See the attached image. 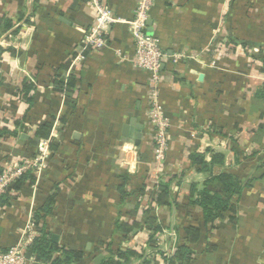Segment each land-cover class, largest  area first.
Listing matches in <instances>:
<instances>
[{
  "label": "crops",
  "instance_id": "1",
  "mask_svg": "<svg viewBox=\"0 0 264 264\" xmlns=\"http://www.w3.org/2000/svg\"><path fill=\"white\" fill-rule=\"evenodd\" d=\"M34 1L0 0V18H9L13 29L18 28L14 35H0L5 50L0 58V127L12 128V121L28 115L21 133L27 138L0 137V168L33 155L36 147L25 140L39 121L52 123L49 138L59 146L33 182L26 181L1 206L0 250L22 240L36 208L56 186L53 213L44 223L56 243L83 252L74 264H99L102 254L95 249L104 250L108 242L114 249L147 253L146 229L124 238L114 233V222L117 217L140 221L149 205L162 228L157 236L162 251L175 250L185 226L200 229L187 264H264V175L233 199L234 221L217 218L205 226L201 208L185 205L190 185L200 188L208 176L189 166L188 155L195 150L204 151L206 160L212 152L224 155L223 165L213 166L212 174L229 171L244 180L264 170V100L255 97L264 73L251 50L242 46H264V0L155 1L149 12L151 35L167 55L158 96L170 124L162 165L154 161L147 122L148 73L132 65L134 48L126 22L137 0H106L119 22L108 32L105 48L86 53L79 47L95 18L94 4L36 0L33 12ZM81 52L85 58L76 59ZM66 62L64 80L70 74L77 79L73 104L51 84L54 69ZM24 80L36 85L30 109L15 94ZM130 122L140 126L138 145L124 136ZM181 174L170 187L179 206L150 201L158 180ZM122 176H127L130 193L124 202L117 189ZM142 184L145 192L139 193ZM154 257L148 256L150 264H159ZM139 261L131 257L129 264ZM25 264L48 263L30 256Z\"/></svg>",
  "mask_w": 264,
  "mask_h": 264
},
{
  "label": "trees",
  "instance_id": "2",
  "mask_svg": "<svg viewBox=\"0 0 264 264\" xmlns=\"http://www.w3.org/2000/svg\"><path fill=\"white\" fill-rule=\"evenodd\" d=\"M36 1V0H35ZM33 2V12L35 10L36 4ZM77 1V0H76ZM79 2H85L87 0H78ZM10 31L11 35L18 32L17 29H13L12 21L7 17L0 18V35ZM232 42V41H231ZM234 43V41H233ZM242 46H246L245 49L252 48L246 43H242ZM13 52L11 48H7L6 51ZM5 51L0 48V58L1 53ZM87 51H84L86 53ZM253 58L260 62L261 72L264 73V46L258 48L257 54H252ZM69 63L57 67L54 69L51 76L52 89L63 94L66 99L73 104L75 96V85L76 77L70 74L66 81L63 78V71L68 67ZM35 84L24 80L22 85L15 89V94L20 95L25 103L28 105V109L33 104V93L35 91ZM255 97L257 99L264 100V83L255 92ZM28 112V111H27ZM28 115L25 112L20 119H15L12 121L13 127L9 128L6 125L0 127V137L13 136L19 138L21 133L26 132L25 125L27 124ZM64 121V119H61ZM261 128L264 127V122L260 125ZM52 123L49 120L39 121L35 124L34 129H32V134L28 136L25 140L27 146L37 147L41 140L48 139L51 131ZM49 149L54 152L58 146L59 141L49 138ZM30 157L35 156L36 151L32 153ZM189 166L193 167L195 171L208 174L205 181L202 183L200 188H197L196 184H191L189 187V199L185 205L187 206H199L202 211V221L204 225L213 223L217 218L223 219L228 218L234 221L236 214V206L233 201L235 197H238L243 188L250 186L254 178H261L264 175V170L258 175H250L246 179H241L236 174L223 171L218 174H212V168L215 165H223L224 155L220 153H211L209 160L205 159V152L193 151L188 155ZM260 167L264 168V162L260 164ZM3 171V167L0 168V174ZM35 175L32 171L26 170L20 176H18L15 181L7 188L6 192L0 197V205L6 204L11 195L18 191L20 187L26 182H33ZM127 176H122V183L118 185V192L120 194L121 202H124L130 193L125 189V181ZM182 179V174L179 176H171L167 179L158 180L155 184L156 194L150 196V201H153L156 206H179V202L171 193V184L174 180L180 181ZM145 184H142L141 188L138 190L139 193H144ZM57 195V187L55 186L51 193L46 197L45 202L36 208L33 215V223L36 226L37 236L34 237L33 242L29 245L28 250L31 252V256L36 261L48 263V264H74L78 262L83 257V252L75 247H66L56 243L51 239V231L47 228L44 219L53 213V208L55 204V197ZM150 195V194H149ZM155 195V196H153ZM154 206L149 205L145 210L142 220H133L130 223L117 217L114 222V233L120 235L121 237H128L131 234L134 235L135 232L141 229H146L148 231L147 242L149 243V248L142 251H137L132 248L119 249L112 248L111 243H106L104 250L96 248L97 254H102V258L99 264H129L131 257H135L140 261L137 264H150L148 256H156L162 258L163 264H187L194 254L193 246L197 244L201 237L200 229L193 224H189L182 229V236L180 243L177 244L174 252L170 256H166L165 252L158 249L157 236L161 231V225L158 222L157 217L154 214ZM99 245H104L103 242L99 241ZM7 249H2L0 252L6 251ZM155 258V257H154ZM157 262V261H156ZM155 262V263H156ZM154 263V264H155Z\"/></svg>",
  "mask_w": 264,
  "mask_h": 264
},
{
  "label": "built area",
  "instance_id": "3",
  "mask_svg": "<svg viewBox=\"0 0 264 264\" xmlns=\"http://www.w3.org/2000/svg\"><path fill=\"white\" fill-rule=\"evenodd\" d=\"M156 0H137L134 15L128 22L129 32L133 41L132 65L148 73V95L146 100L147 122L152 128L153 158L156 164L162 165L165 161L168 146L169 121L163 112L158 96V87L161 81V65L167 55L161 49L158 38L147 34V21L149 12ZM95 6L96 15L90 26L83 32L80 41V51H98L108 45V32L111 27L119 22V18L106 5V0H89ZM221 46L219 50H225ZM82 52L77 54L76 59L85 56ZM252 54L258 53V48L251 49ZM252 54L251 58L254 60ZM50 139L41 140L36 147L33 157L24 158L20 161H10L3 167L0 174V197L7 188L24 171H32L35 176L48 164L51 151ZM1 209V205H0ZM37 236L33 221L26 226V233L20 242L11 245L6 251L0 252V264H25L27 262L26 251ZM165 255L173 254L174 249L165 250ZM159 264H163L162 258L156 255Z\"/></svg>",
  "mask_w": 264,
  "mask_h": 264
},
{
  "label": "water",
  "instance_id": "4",
  "mask_svg": "<svg viewBox=\"0 0 264 264\" xmlns=\"http://www.w3.org/2000/svg\"><path fill=\"white\" fill-rule=\"evenodd\" d=\"M150 20L148 19L147 24H148V28H147V34L151 35V27H150ZM127 127V132H124V136L129 137L131 139H133L134 143L136 145L139 144L140 139H141V133H140V126H137L135 123L130 122L129 125L125 126L124 129H126ZM21 138H27L26 135H21ZM26 258H29L31 256V252L30 250H27L26 253ZM100 259V256L97 257V259L95 260V263H97Z\"/></svg>",
  "mask_w": 264,
  "mask_h": 264
},
{
  "label": "rangeland",
  "instance_id": "5",
  "mask_svg": "<svg viewBox=\"0 0 264 264\" xmlns=\"http://www.w3.org/2000/svg\"><path fill=\"white\" fill-rule=\"evenodd\" d=\"M252 48L248 49V50H251Z\"/></svg>",
  "mask_w": 264,
  "mask_h": 264
}]
</instances>
